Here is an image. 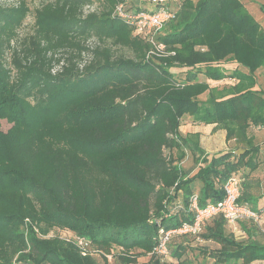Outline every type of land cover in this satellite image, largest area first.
<instances>
[{
  "label": "trees",
  "instance_id": "obj_1",
  "mask_svg": "<svg viewBox=\"0 0 264 264\" xmlns=\"http://www.w3.org/2000/svg\"><path fill=\"white\" fill-rule=\"evenodd\" d=\"M42 1L21 38L27 4H0V121L10 125L0 127V264H110L106 255L113 264H263L252 236L264 205L243 203L241 183L258 167L247 131L264 127L255 77L264 30L240 0H178L156 37L164 54L152 57L113 15L119 3L128 13L153 10L144 0ZM227 62L239 70L226 74ZM226 80L234 82L210 86ZM184 117L215 125L242 152L205 155L198 134L180 135ZM231 178L259 223L232 228L215 216L198 240L172 237L162 261L159 232L192 221V194L200 207L220 201ZM60 233L91 251L82 255Z\"/></svg>",
  "mask_w": 264,
  "mask_h": 264
},
{
  "label": "built area",
  "instance_id": "obj_2",
  "mask_svg": "<svg viewBox=\"0 0 264 264\" xmlns=\"http://www.w3.org/2000/svg\"><path fill=\"white\" fill-rule=\"evenodd\" d=\"M177 1L178 0H144V2L153 7V10L150 12L144 10L133 13L126 12L125 6L119 3L113 15L132 28V33L135 37L143 40L150 46L151 49L147 57L162 56L165 47L157 43L156 37L172 19L171 5ZM222 191L223 197L220 201L208 204L204 207H200L197 194H192L189 197L188 210L193 212L192 221L167 232H163L162 230L159 232L160 238L155 247V253L162 261L170 260L168 244L172 237L194 236L197 238L202 224L215 216H221L226 224L232 228H235L236 225L241 222L259 223L260 217L247 206L238 204L240 197V181L238 179H229L224 184ZM262 232L264 231L262 230ZM55 235V233H50L48 237H53ZM58 236L66 241H73L75 245L80 248L82 255L91 251L90 243L84 238L73 237L67 233H60ZM106 258L108 263H110L112 257L106 255Z\"/></svg>",
  "mask_w": 264,
  "mask_h": 264
},
{
  "label": "crops",
  "instance_id": "obj_3",
  "mask_svg": "<svg viewBox=\"0 0 264 264\" xmlns=\"http://www.w3.org/2000/svg\"><path fill=\"white\" fill-rule=\"evenodd\" d=\"M134 1H136L135 3L137 4L138 1ZM240 2L253 17V19L257 21L264 30V0H240ZM138 3L140 4V2ZM177 4L178 1L172 4L171 9L175 8ZM141 7H149L148 9H150V7L151 9L153 8L152 6L146 4L142 5ZM221 66L228 75L233 73L235 70H239V68L229 62L223 63ZM259 75L264 76V67L255 73L256 80L261 77ZM228 82V85H230L233 84L234 81L229 80ZM257 83L259 84V82ZM187 121H189V118L186 119V122ZM192 125H194L195 128L202 130H205L207 127L210 129L209 134L202 133L199 130L191 132L193 134L199 135V146L205 152V155L208 156L228 150H233V152L235 151V154L242 152L241 145H236L233 140L226 142L225 132L223 130L215 129V125H203L199 123H193ZM182 129H184V127H180L179 129L180 135L186 136L187 131ZM247 137L250 138L253 144L258 148V167L255 171L250 173L245 171V174L242 176L241 187H243V189L241 192H243V203H246L251 207L258 208L264 205V127H250L247 131ZM252 239L259 244L264 245V241H257V236H252Z\"/></svg>",
  "mask_w": 264,
  "mask_h": 264
},
{
  "label": "rangeland",
  "instance_id": "obj_4",
  "mask_svg": "<svg viewBox=\"0 0 264 264\" xmlns=\"http://www.w3.org/2000/svg\"><path fill=\"white\" fill-rule=\"evenodd\" d=\"M19 1H21V0H0V4L3 5V6H5V7H7V6L16 5V4H18ZM23 1L27 4V6H28V8H29V10H30L31 13L27 17V19L25 20L22 28L19 30V38H21V37H23L26 34H28V33L31 32V30H32L31 27H32V24H33L32 12H33L34 9L39 8L43 4V1L42 0H23ZM96 6L97 5H94V6L90 7V8H85L84 9V12L85 13L86 12H89V11L91 12V11H93V10L96 9ZM150 9H151V7H150ZM117 53L118 54H126V55H128L126 52H123V51H120V50H118ZM84 61H85V59H84ZM178 72H175L176 73L175 74V77L176 78L183 77V74H180V73L178 74ZM259 76H261V75H259ZM257 80H258L257 82H259V84H260L259 85L257 83V88L258 89L260 88V89L263 90V88H264L263 87L264 86V76H261ZM228 83L229 82L226 80V81H222V82L210 83V86L211 87H216L218 89H221V88L227 86ZM199 100L205 101L206 100V94H204L201 97H199ZM186 119L187 118H185V117L183 118L180 127L181 128L184 127V129H182V130H184V131L186 130L187 131V135L193 134L191 132L198 131V130L200 132H202V133L209 134V131H210L209 127H207L205 130H202V129H199V128H195V126L192 125L193 122L191 121V119H189V121H187V122H186ZM0 127H1V130L5 132V131H7L9 129L10 125L7 124L5 121H0ZM191 164H192L191 157H190L189 154H187V157H186L185 161L182 162V164H181V168L183 170H186V169H188L191 166ZM260 227H261L260 229L264 231V219L261 222V226ZM255 236H257V238H258L257 241H259V242H263L264 241V232H262V231H261V233L258 232ZM96 259H97V261L99 263H102V260L100 258L96 257ZM200 263H201L200 260L199 261L198 260L195 261V264H200ZM110 264H113L112 259L110 260ZM137 264H144V260L142 258H140L137 261ZM205 264H211V261L210 260L209 261H206Z\"/></svg>",
  "mask_w": 264,
  "mask_h": 264
}]
</instances>
